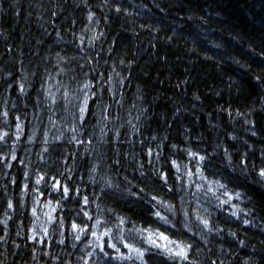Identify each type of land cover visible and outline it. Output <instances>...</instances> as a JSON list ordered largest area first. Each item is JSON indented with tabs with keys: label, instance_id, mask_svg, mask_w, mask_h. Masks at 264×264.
<instances>
[{
	"label": "trees",
	"instance_id": "16d2710c",
	"mask_svg": "<svg viewBox=\"0 0 264 264\" xmlns=\"http://www.w3.org/2000/svg\"><path fill=\"white\" fill-rule=\"evenodd\" d=\"M262 171L264 0H0V264H264Z\"/></svg>",
	"mask_w": 264,
	"mask_h": 264
},
{
	"label": "snow or ice",
	"instance_id": "6c2138e0",
	"mask_svg": "<svg viewBox=\"0 0 264 264\" xmlns=\"http://www.w3.org/2000/svg\"><path fill=\"white\" fill-rule=\"evenodd\" d=\"M85 99L87 100V98H85ZM82 111H83V110H82ZM193 155L195 156L196 154H193ZM199 159H200V160H204L205 157L200 156ZM261 175H264V171L261 172ZM106 183H107V181H106ZM56 187H57V188H61V187H62L63 192H68V191H69V189H68L67 186H61L59 183L56 184ZM84 200H85V203H88L87 197H85ZM156 215L159 216L160 214H159V213H156ZM246 222H247V221H246ZM121 223H123V221H121ZM204 223L207 224L208 222L205 221ZM73 227L76 228V227H78V226L75 225V224H73ZM94 235H95V233H94ZM161 235H163V234H161ZM33 238L35 239V237H33ZM165 239H167V237H165ZM112 247H115V245H113ZM177 255H185V256H186V253H185L183 250H181V252L177 253Z\"/></svg>",
	"mask_w": 264,
	"mask_h": 264
},
{
	"label": "clouds",
	"instance_id": "9594fccd",
	"mask_svg": "<svg viewBox=\"0 0 264 264\" xmlns=\"http://www.w3.org/2000/svg\"><path fill=\"white\" fill-rule=\"evenodd\" d=\"M192 39L194 40V41H198V42H201V43H203V41L201 40V37L197 34V35H193L192 36ZM5 264H7V261L5 260Z\"/></svg>",
	"mask_w": 264,
	"mask_h": 264
}]
</instances>
